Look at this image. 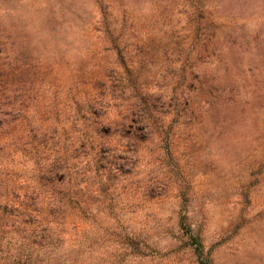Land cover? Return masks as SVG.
<instances>
[{
    "label": "rangeland",
    "instance_id": "374dc122",
    "mask_svg": "<svg viewBox=\"0 0 264 264\" xmlns=\"http://www.w3.org/2000/svg\"><path fill=\"white\" fill-rule=\"evenodd\" d=\"M111 2L115 12L118 5L128 10L142 41L154 44L157 54L146 61L131 54L148 88L164 91L182 84V76L187 85L197 84L195 75L214 76L216 85L233 90L221 113H233L194 125L180 119L167 147L157 134L136 145L112 137L128 173L106 202L91 205L94 222L69 230L54 256L40 250L32 264H199L191 235L206 264H264V0ZM99 10L97 0H0V49L25 45L31 58L61 63L68 82L70 66L88 63L98 50L89 30ZM197 24L203 29L195 32ZM53 75L41 83L37 108H56L59 119L42 111L35 118H47L49 130L57 127L66 138L71 116L63 92H53ZM6 152L0 167L14 168L17 182L30 185L32 162L13 163ZM16 248L9 246L11 253Z\"/></svg>",
    "mask_w": 264,
    "mask_h": 264
},
{
    "label": "trees",
    "instance_id": "16d2710c",
    "mask_svg": "<svg viewBox=\"0 0 264 264\" xmlns=\"http://www.w3.org/2000/svg\"><path fill=\"white\" fill-rule=\"evenodd\" d=\"M97 4L100 10L89 32L96 35L98 50L88 63L70 66L68 82L59 73L61 63L37 61L25 45L7 53L0 49V154L7 151L13 163L19 158L33 164L30 185L17 182L14 168L0 167V264H32L40 250L54 256L69 230L94 222L91 205L106 202L108 190L128 173L119 161L125 158L110 144L112 137L136 145L157 134L167 147V136L180 119L194 125L233 113H221L219 107L232 102L233 90L216 85L214 76L195 75L197 84L188 85L182 76V84L164 91L148 88L131 54L134 51L145 61L148 54L155 56L151 39L141 40L135 19L124 6L118 5L115 12L111 0ZM200 29L197 24L195 32ZM54 67L53 92L56 97L63 92L71 116L66 138L57 135V127L49 130L47 118H35L42 111L37 108L41 83L52 76ZM112 109L115 118L108 119ZM49 112L59 119L56 108L42 111ZM13 233L20 238L13 240ZM190 238L197 243L196 260L206 264L200 240ZM12 242L17 244L15 253L9 249Z\"/></svg>",
    "mask_w": 264,
    "mask_h": 264
}]
</instances>
